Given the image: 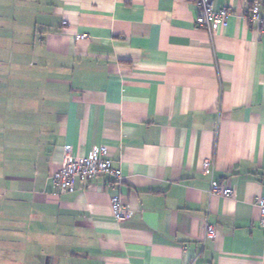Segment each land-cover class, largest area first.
<instances>
[{
	"label": "crops",
	"instance_id": "obj_1",
	"mask_svg": "<svg viewBox=\"0 0 264 264\" xmlns=\"http://www.w3.org/2000/svg\"><path fill=\"white\" fill-rule=\"evenodd\" d=\"M212 1L210 35L192 0H0V264H264V0ZM99 147L120 182L51 186Z\"/></svg>",
	"mask_w": 264,
	"mask_h": 264
},
{
	"label": "built area",
	"instance_id": "obj_2",
	"mask_svg": "<svg viewBox=\"0 0 264 264\" xmlns=\"http://www.w3.org/2000/svg\"><path fill=\"white\" fill-rule=\"evenodd\" d=\"M192 3L197 10V15L193 21L196 28L203 29L211 35L226 25L229 15L228 11L225 9L215 11L212 0H192ZM260 8L259 4H255L250 8L248 22L252 27L258 25L260 30L264 32V19L260 16ZM62 156L61 168L53 172L48 178L51 186L61 194L72 192L76 181L87 182L102 175H110L119 182L122 180L120 172L112 169L105 147L91 150L83 157H77L72 151L65 149L62 152ZM208 166V163L203 165L205 169ZM209 193L224 198H230L232 195L230 189L222 188L219 185H211ZM256 207L259 225L264 229V196H260L257 199ZM110 209L115 221L122 222L126 219L127 210L118 197L110 199ZM214 237L215 230L212 226L206 225L204 238L210 240Z\"/></svg>",
	"mask_w": 264,
	"mask_h": 264
}]
</instances>
